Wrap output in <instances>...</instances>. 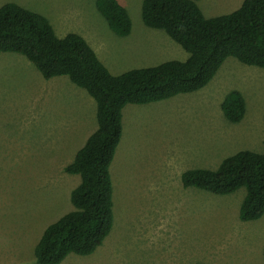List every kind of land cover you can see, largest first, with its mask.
Instances as JSON below:
<instances>
[{
	"label": "rangeland",
	"instance_id": "obj_1",
	"mask_svg": "<svg viewBox=\"0 0 264 264\" xmlns=\"http://www.w3.org/2000/svg\"><path fill=\"white\" fill-rule=\"evenodd\" d=\"M14 1L47 17L59 37L87 39L114 75L189 57L164 31L143 24V0H118L133 23L126 38L110 30L97 0ZM242 2L199 6L212 17ZM233 91L247 104L239 124L221 108ZM263 118L264 69L234 58L199 92L127 106L111 168L114 228L95 254L62 264H264V217L239 219L246 190L216 196L181 181L184 172L216 170L241 151L264 153ZM96 130V102L84 89L67 77L44 80L21 55L0 56V264H35L44 230L73 210L80 176L65 167Z\"/></svg>",
	"mask_w": 264,
	"mask_h": 264
},
{
	"label": "trees",
	"instance_id": "obj_2",
	"mask_svg": "<svg viewBox=\"0 0 264 264\" xmlns=\"http://www.w3.org/2000/svg\"><path fill=\"white\" fill-rule=\"evenodd\" d=\"M202 1L143 0V24L164 31L189 57L121 75L112 74L82 36L59 37L47 17L17 3L0 7V56L25 57L47 81L67 77L96 102L97 130L65 167L66 174L80 176L70 195L73 210L44 230L34 249L35 264H62L71 255L91 256L110 236L115 224L111 168L123 138L127 106L199 92L229 58L264 69V0H243L234 12L212 17L202 11ZM96 7L116 36L132 34L130 14L118 0H97ZM221 108L230 123L239 124L247 104L240 92L233 91ZM181 181L185 189L216 196L245 189L240 221L264 217V153L241 151L216 170H188Z\"/></svg>",
	"mask_w": 264,
	"mask_h": 264
},
{
	"label": "crops",
	"instance_id": "obj_3",
	"mask_svg": "<svg viewBox=\"0 0 264 264\" xmlns=\"http://www.w3.org/2000/svg\"><path fill=\"white\" fill-rule=\"evenodd\" d=\"M0 1H2V0H0ZM5 2L4 3H1L0 4V6L2 7L3 5H5V4H7V3H12V2H15L14 0H12V1H10V0H4ZM87 40V39H86ZM88 42V41H87ZM89 43V42H88ZM90 44V43H89ZM125 111H126V108H125V110H124V117H125ZM118 154V153H117ZM117 154H116V157H117ZM116 157H115V160H116ZM115 160H114V162H115ZM113 166H114V163H113V165H112V168H113ZM112 177H113V175H112ZM114 182V181H113Z\"/></svg>",
	"mask_w": 264,
	"mask_h": 264
}]
</instances>
